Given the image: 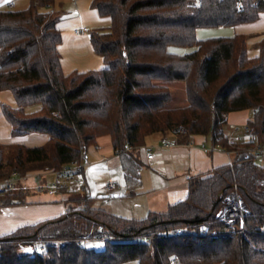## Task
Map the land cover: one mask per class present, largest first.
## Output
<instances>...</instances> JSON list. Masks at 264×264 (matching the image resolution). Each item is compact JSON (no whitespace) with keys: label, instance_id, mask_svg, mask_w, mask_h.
I'll list each match as a JSON object with an SVG mask.
<instances>
[{"label":"trees","instance_id":"16d2710c","mask_svg":"<svg viewBox=\"0 0 264 264\" xmlns=\"http://www.w3.org/2000/svg\"><path fill=\"white\" fill-rule=\"evenodd\" d=\"M52 4L0 9V91L14 99L0 104L1 113L12 136H48L38 145L0 140V188L36 170L79 164L102 135L122 153L129 187L138 177L125 150L154 133L178 141L210 135L232 160L189 175L184 200L144 217L97 207L88 192L71 195L63 214L1 234L0 264H264V165L248 149L254 141H230L222 129L229 112L252 109L246 125L264 145V38L249 56L247 34L196 35L197 28L256 20L264 0H92L109 18L89 29L104 65L68 73ZM171 80L183 81L186 105H168L164 82ZM233 183L250 211L242 230L239 221L230 226L218 218ZM22 194L14 185L0 190V206L23 202ZM19 243L38 248L20 254Z\"/></svg>","mask_w":264,"mask_h":264},{"label":"crops","instance_id":"0c3cea01","mask_svg":"<svg viewBox=\"0 0 264 264\" xmlns=\"http://www.w3.org/2000/svg\"><path fill=\"white\" fill-rule=\"evenodd\" d=\"M28 2L29 0H0V9L23 8L28 5ZM53 2L52 8L59 12L58 27L62 33V41L58 50L64 73L102 67L103 59L94 51L89 32H75L74 29L81 26L92 29L107 25L109 23L108 16L101 15L91 5L92 0H56V5L55 0ZM15 4L20 7H15ZM62 11L69 12L62 16ZM212 29L214 30L197 28L196 35L199 32L200 36L197 35V37L205 38L236 33L247 34V53L249 56H254L259 52L258 42L264 38V11L254 21ZM252 114V109H243L229 112L226 115V123L222 129L230 141L247 142L249 140L245 125L247 120L252 118ZM6 132L8 131L6 130ZM22 136L29 139L28 143L23 142L26 145L42 144L48 137L43 133H28ZM102 136L97 138L94 150H89L88 147L85 149L90 160L86 166L90 168L89 171H93L98 164H104L105 172L102 174L99 185L105 188L108 183H112L113 188L108 191L113 189L116 191L111 193L112 197L106 201L103 200L104 198H96L95 202L98 205H95L124 217L139 218L144 217L150 211H166L169 205L186 198L189 175L209 172L218 165L228 163L231 155L227 150L218 146L210 135H194L186 141H178L174 145L166 146L161 143V138L173 139L176 136L173 133L164 135L154 133L147 137L144 145L125 150L124 158L128 160L127 156L131 157V161L135 165L134 173L138 177V181L129 187L124 177L122 153L113 150L109 136V138H102ZM16 137L11 135L12 139L10 138V140L1 138L0 140L12 142L16 141ZM147 150H151V158L146 156ZM76 171L63 187L65 191L59 192L58 195L45 191L36 192L34 184L29 181L31 178L35 179L31 173L27 176L13 178L11 185L23 189V202L0 206V235L12 231L20 225L63 214L67 206L66 200L71 195L84 192L94 195L89 191L90 184L86 176L76 175ZM52 178L53 175L49 173L42 178V182L47 184Z\"/></svg>","mask_w":264,"mask_h":264},{"label":"built area","instance_id":"2783aa9c","mask_svg":"<svg viewBox=\"0 0 264 264\" xmlns=\"http://www.w3.org/2000/svg\"><path fill=\"white\" fill-rule=\"evenodd\" d=\"M75 32H85L88 31V27L87 26H81V27H77L74 29ZM245 130L247 131V133L249 134V140L248 141H254V146H249L248 149L253 151L255 153L256 156L258 157H262L264 156V145L259 144L256 141L255 135L252 132V129H250L249 127L245 126ZM176 140L170 139V138H166L163 137L161 138V143L163 145L166 146H170V145H174L176 144ZM146 156L148 158L152 157V152L151 150H147L146 151ZM90 162L89 160V154L87 153V151L84 149L82 151V160L79 164H63L60 168L57 169H53L51 170V174L53 175V179L51 181H49L47 184H44L43 182H39L37 184V190L41 191L43 188H47V191L51 192V191H58L61 188H63L67 181L71 178L72 174L74 171L78 170L80 167L86 166L88 165ZM35 178L40 179V175L39 174H35L34 175ZM10 182H8V184H6V186L4 188H0V190H4L5 188L8 189L10 187ZM107 190H111L113 188V184L112 183H108L105 187ZM224 205L221 208L218 218L220 221L224 222L227 225L232 226L236 221H239V228L242 230L243 229V219L244 216L246 214H248L250 211L247 209V207L244 205L239 193H238V187L236 183L232 184V189H230L226 195L224 196ZM97 240H105L106 237H98V238H94ZM92 238H88V237H83L82 241H89V240H94ZM26 245V243H25ZM33 246V245H32ZM29 245H26L24 250L30 254H34L35 251H33L34 249H37V246H34L33 249H29L28 248ZM28 248V249H27Z\"/></svg>","mask_w":264,"mask_h":264},{"label":"rangeland","instance_id":"374dc122","mask_svg":"<svg viewBox=\"0 0 264 264\" xmlns=\"http://www.w3.org/2000/svg\"><path fill=\"white\" fill-rule=\"evenodd\" d=\"M52 5H54V2H53V4ZM55 5H56V0H55ZM15 7H20V6H18L17 4H15L14 5ZM69 10V9H68ZM71 11V10H70ZM69 11H67V12H65V11H62L61 12V15L62 16H65V15H67V13H68ZM205 29H208V28H205ZM200 30V29H199ZM209 30H214V29H212V28H209ZM87 32H89V28H88V31ZM197 35H199L200 36V33L198 32V34ZM190 48H181V49H178V50H180L181 52H184V51H188ZM168 87H169V89L171 90V99L169 100V102H168V105L170 106V107H181V106H184V105H186L187 104V100H186V94H185V86H184V83H183V81H180V80H171V81H166V82H164ZM1 103H9V104H12V103H14V101H13V97H12V94H11V92L9 91V90H2V91H0V104ZM9 126L10 125H8V123L6 122V120H5V118L3 117V115H2V113H1V110H0V138L2 139V140H10V138H11V135H10V129L8 130V128H9ZM245 126H247V125H245ZM6 130L8 131V132H6ZM102 138H109L108 136H102ZM166 138H168V137H166ZM12 139V138H11ZM171 139V138H170ZM177 142H178V140L176 139V138H174ZM27 140H29V139H27V137H23L22 135L21 136H17L16 137V141H22V142H25L26 141V143H28L27 142ZM35 141H37V140H35ZM96 145V144H95ZM95 145H90V146H88V149L89 150H94L93 148H94V146ZM219 146V145H218ZM226 150V149H225ZM227 152L228 153H230V154H232V152H230V151H228L227 150ZM231 160H232V157H231V155H230V159H229V161H228V163L229 162H231ZM256 162L258 163V164H260V165H264V157H258L257 159H256ZM94 166V165H93ZM51 170H53V169H45V170H36V171H34V172H31V174H33V176L35 175V174H39L41 177H40V179H37V178H35V179H29V181L30 182H32V184H34V190L36 191V192H42V191H45V192H49V191H47V188H43L41 191H39V190H37V184L41 181L42 182V178H44L46 175H48L49 173H51ZM90 170V168H88L87 166H83V168L82 169H80V170H77L76 172H75V174L76 175H78V174H80V175H84V176H86V179H87V181H88V183L90 184L89 186H90V192L92 193V194H94V195H96L97 197L96 198H100V199H103L104 201H106V200H108V199H110L112 196H111V193H113V192H115L116 191V189H113L112 191H108V190H106L105 188H104V186H102V185H99V183H101V177H102V174L105 172V166H104V164H98L97 165V168L96 169H94L93 171H89ZM97 171V172H96ZM95 172H96V174H95ZM28 174H26V175H24V176H27ZM21 177H23V176H21ZM80 177V176H79ZM121 177H122V175H121ZM53 179V178H52ZM51 179V180H52ZM50 180V181H51ZM10 183H11V181H9ZM121 183V182H120ZM230 189H232V187L230 188ZM63 191H65V189L63 190V188H61L60 190H58V191H51L53 194H56V195H58L59 194V192H63ZM60 194H62V193H60ZM96 201V200H95ZM107 203L109 204V202L107 201ZM95 204H97V202H95ZM100 204H102L103 205V203H100ZM107 204V205H108ZM98 205V204H97ZM101 205V206H102ZM104 205H106V204H104ZM107 209H108V207H107ZM26 245H29V249H33L34 248V246H36L34 243H26ZM25 243H19L18 244V252L20 253V254H22V253H28V252H26L25 250H24V248H25ZM33 245V246H32ZM100 246H101V243L99 244ZM27 248V249H28ZM36 249H34L33 251H35ZM28 254H30V253H28Z\"/></svg>","mask_w":264,"mask_h":264}]
</instances>
